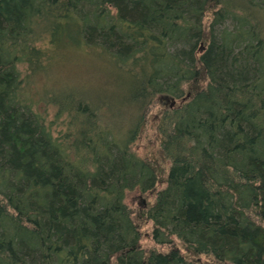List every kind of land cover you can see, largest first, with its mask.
<instances>
[{
	"label": "trees",
	"instance_id": "trees-1",
	"mask_svg": "<svg viewBox=\"0 0 264 264\" xmlns=\"http://www.w3.org/2000/svg\"><path fill=\"white\" fill-rule=\"evenodd\" d=\"M0 264H264V0H0Z\"/></svg>",
	"mask_w": 264,
	"mask_h": 264
},
{
	"label": "rangeland",
	"instance_id": "rangeland-1",
	"mask_svg": "<svg viewBox=\"0 0 264 264\" xmlns=\"http://www.w3.org/2000/svg\"><path fill=\"white\" fill-rule=\"evenodd\" d=\"M80 70L81 75L83 76L84 73H86L84 70ZM85 76H76L77 78H86L84 81L89 82V84H87L88 88L91 87L93 85V88L98 87L96 86L97 83L94 82V79L90 78L92 75L87 73L84 74ZM88 76V77H87ZM104 89V88H103ZM101 90V89H100ZM107 90V89H104ZM167 103L166 100H158L156 103L155 108H153L149 114L150 117V121L148 122L147 126H145V128L143 129L140 138L137 140V142L135 143V145L133 146L132 150L133 152L136 153V155L140 158L143 157H149V155H151L152 153L156 152V141H155V136H154V129H153V125H154V120H155V116H156V112L157 109H160L161 106H165ZM163 181H164V175L160 178L159 184L157 185L158 188H160L163 185ZM155 193V191H153L152 193H148L145 196L141 195L137 190L133 191V192H129L126 194V198H125V203L132 207H147L148 203L151 202L152 200V195ZM144 244H149L151 245L150 240L146 237L144 238Z\"/></svg>",
	"mask_w": 264,
	"mask_h": 264
}]
</instances>
